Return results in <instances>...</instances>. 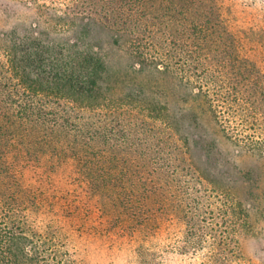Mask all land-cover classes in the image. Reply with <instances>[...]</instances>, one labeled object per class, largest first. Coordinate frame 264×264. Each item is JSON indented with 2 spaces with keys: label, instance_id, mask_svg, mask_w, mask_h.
<instances>
[{
  "label": "trees",
  "instance_id": "obj_1",
  "mask_svg": "<svg viewBox=\"0 0 264 264\" xmlns=\"http://www.w3.org/2000/svg\"><path fill=\"white\" fill-rule=\"evenodd\" d=\"M178 1L180 6L164 5L166 0H52L51 4L58 5L52 8L56 14L65 16L55 19L58 32L72 25L69 18L86 15L102 20L125 38L136 63L170 74L202 98L227 140L264 156V116L248 111L255 101L246 92L252 87L258 96L262 94L264 76L256 75V66L223 41L226 30L218 10L205 7L210 0ZM12 34L4 55L16 82L7 85L0 98V264L82 260L65 230L40 224L46 216L42 207L73 206L66 189L57 191L61 187H76L96 202L102 201L99 196L109 199L107 209L104 202L92 205L93 213L84 219L97 224L105 243L118 250L124 245L135 249V241H143L142 233L163 240L156 225L163 228L165 221L169 225L173 215L186 222L190 239L203 237L204 220L195 224L187 220L188 196L202 200L203 213L210 212L214 224L222 227L214 229L215 239L210 228L211 243L218 236L224 241L225 230L235 234L243 222L248 223L236 211L235 199L210 183L204 192L215 200L208 202L199 188L201 179L176 159L175 149L169 150L168 144L178 149L179 138L174 137L178 126L170 120L166 104L136 99L132 91L113 98L106 63L92 50L48 43L37 31L24 37ZM241 111L254 115L250 124L244 113L237 118L235 113ZM121 146L130 154L125 165L115 153ZM110 206L114 211L108 210ZM96 208L99 214H94ZM227 248L228 244L216 245L217 256L226 260Z\"/></svg>",
  "mask_w": 264,
  "mask_h": 264
},
{
  "label": "rangeland",
  "instance_id": "obj_2",
  "mask_svg": "<svg viewBox=\"0 0 264 264\" xmlns=\"http://www.w3.org/2000/svg\"><path fill=\"white\" fill-rule=\"evenodd\" d=\"M51 3L52 0H0V98L6 95V86L16 82L10 77L4 55L5 45L14 36L12 33L17 37H24L31 36L37 31L38 37L48 43L96 52L108 68L111 96L120 98L123 94L132 91L136 99H153L166 104L169 108L170 120L178 126L174 137L179 138L178 149L168 144L169 150L175 149L176 159L193 171L195 177L201 179L203 185L199 188L201 194L209 198L208 202L215 200L211 193L208 195L204 192V188H208L207 184L210 183L235 199L238 205L236 211L242 212V218L247 219L248 223L243 222V228L241 225H235L237 228H242L235 234L225 230L223 234L226 239L218 241L220 238L218 236L213 244L210 228H213L215 234L213 239H215L217 232L214 229L217 228L219 231L222 227L214 224L210 212L203 213L199 204L202 200L188 196L187 204L190 207L186 210L187 220L194 224L198 223V219L204 220L200 222V226L206 227L202 231L203 237L190 239L187 236L189 230L186 229V222L173 215L169 225L165 221L163 225L165 227L161 228L162 224H160L156 225L157 229L149 230L152 232L155 229L157 236H161L163 240L146 238L142 233L143 241L136 240L135 249L130 250L123 244L124 248L118 250L105 243L103 235L99 234L97 224L84 219L90 216L89 213H93L92 205L97 206L98 203L104 202L103 205L107 209L110 205L109 199L99 196L102 201L96 202L87 198V192L77 190L76 187L59 188L61 183L54 182V186L59 188L57 191L66 189L65 196L74 207L66 209L59 206L54 209L50 206L42 207L43 212L46 211V216L42 217L40 224L43 222L54 227L60 226L67 232V237L75 242L74 248L82 254V260L78 264H264V156L251 154L227 140L207 112L202 98L196 96L192 89L170 74L158 72L150 67L145 68L136 63V59L125 47V38L114 33L102 20L91 19L86 15L83 19L69 18L72 25L64 26V31L58 32L54 26L55 19L65 16L58 11L56 14L52 8H57L58 5ZM156 3L161 4L160 1ZM164 5L180 6L181 4L179 5L178 0L176 4L166 0ZM200 5L203 6L202 3ZM209 5L218 10L224 22L221 24L226 30L225 34L224 31L222 33L223 41L230 42L226 44L234 47L239 55L253 63L256 66L253 68L257 71H254L255 74L263 77L264 0L205 2V7ZM246 92L251 100L255 101L253 104L250 102L252 108L249 107L251 109L248 111L255 110L257 114L264 116V92L258 96L252 87ZM242 113L244 112L235 114L241 119L239 114ZM92 114L89 112L88 115H91V119ZM244 115H247L246 119L250 124L254 115L252 117L247 113ZM127 150L128 148L121 146L119 152H115L118 154L117 161L119 160L121 165L130 158ZM74 176L76 177L72 174V177ZM66 210L75 211V214L65 215ZM108 210L114 211L112 206L108 207ZM41 214L40 211L38 217ZM94 214H99V210H95ZM198 240H201L200 244ZM223 244H228L226 260L217 256L219 249L216 250V245ZM161 252H163L162 256H160Z\"/></svg>",
  "mask_w": 264,
  "mask_h": 264
}]
</instances>
